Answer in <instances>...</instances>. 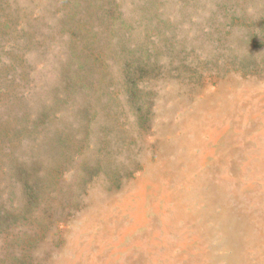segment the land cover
Wrapping results in <instances>:
<instances>
[{"label":"rangeland","instance_id":"rangeland-1","mask_svg":"<svg viewBox=\"0 0 264 264\" xmlns=\"http://www.w3.org/2000/svg\"><path fill=\"white\" fill-rule=\"evenodd\" d=\"M0 264H264V0H0Z\"/></svg>","mask_w":264,"mask_h":264}]
</instances>
